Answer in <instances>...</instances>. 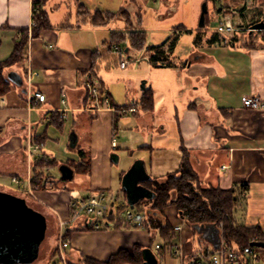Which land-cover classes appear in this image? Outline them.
<instances>
[{"label":"crops","instance_id":"obj_1","mask_svg":"<svg viewBox=\"0 0 264 264\" xmlns=\"http://www.w3.org/2000/svg\"><path fill=\"white\" fill-rule=\"evenodd\" d=\"M205 1L202 0V4ZM221 1L212 5L214 10ZM35 2L38 3L36 8L45 12L47 0H0V61L11 54L20 37V29L28 31L23 61L4 71L9 87L0 95V192L24 198L26 202L33 201L38 208L31 207L41 212L47 222V216L65 222L69 240V247L65 249L66 264H86L85 258L104 262L119 250H131L134 246L140 248L141 253L149 249L160 264L153 251L157 250L155 246L153 249L155 238L145 228L135 227L120 217L122 226L111 220L107 227L99 230L71 221L69 201L76 197L69 192L72 184L65 187L52 173L57 166L75 165L84 160L89 163V171L77 173L73 170V178L87 176V188L110 192L112 164L107 154L113 149L111 141L116 137L118 125L123 131L120 140L123 148L131 150L132 155L136 150L145 152L146 158L142 155L139 158L145 172L153 178L176 171L182 149H185L202 186L227 189L245 183L246 211L242 221L245 226H259L264 232V107L247 108L241 100L243 96L254 95L264 104L262 34L250 30L248 36L239 38L232 33L233 29L219 31L217 28L225 34L219 37L216 32L215 38L211 36V47L218 46V51L225 53L229 48L232 55L221 54L223 58H220L204 47L191 46L187 51L178 52L175 48L171 66H152L146 50L144 61L148 78L142 82L144 88L140 87L131 97L120 99L109 82L99 76L101 69H107L105 63L109 56L102 59L94 55L105 48V41L116 29L81 22L77 18L78 5L74 4L71 9L74 22L62 21L60 8L53 7L54 12L46 13L50 27L40 29L33 36ZM207 5L209 7V3ZM102 10L110 12L106 8ZM122 17L117 20L119 24L132 26L128 12ZM222 17L223 21L225 18L231 20V16ZM141 23L142 18L138 16L137 24ZM201 28L197 30L200 29L198 32L203 39L207 31ZM226 56H230V60L228 65H223L220 61L226 60ZM93 59L98 65L90 71ZM89 80L97 90L103 87L104 94L98 91L96 98L91 97L85 86ZM225 87L227 93L222 91ZM213 88L220 90L221 102L213 99L215 102L205 103ZM35 92L44 94L45 100L37 101ZM145 92L150 95L149 99L143 98ZM199 94L206 98L201 99ZM105 97L109 99L108 104L104 102ZM123 102H126L123 107L134 108L130 113L143 112L131 119L132 124L130 119L128 122L121 119L119 123L118 117L125 114L115 108ZM146 102L150 108H143ZM147 113L153 117L151 124L143 120ZM139 121H143V133L148 134L147 137L130 138L125 132L133 131ZM74 139L76 142L71 145ZM86 155H94L99 163L83 159ZM125 173V170L120 172V180ZM36 174L48 176L45 188L31 189ZM13 177L18 183L13 182ZM59 179L64 180L61 175ZM29 189L32 194L27 193ZM112 199L113 195L110 196L109 213L114 210ZM163 213L172 227L180 221L173 205L165 207ZM182 234L175 231L174 240L183 243L187 255L215 249L195 229L190 228ZM256 252L257 264H264V249ZM177 264H181L180 258Z\"/></svg>","mask_w":264,"mask_h":264},{"label":"trees","instance_id":"obj_2","mask_svg":"<svg viewBox=\"0 0 264 264\" xmlns=\"http://www.w3.org/2000/svg\"><path fill=\"white\" fill-rule=\"evenodd\" d=\"M206 1L207 4L211 3L213 6H216L219 0ZM34 4L35 7L33 9L36 8L38 3L35 2ZM78 6L77 18L81 22H90L95 26H107L116 18V15L126 14V11L122 8L117 13L100 10L90 12L82 4H78ZM238 6L241 8L237 12L239 15V23L233 25L232 33L236 34V31L240 30L250 34V28L253 25L261 21L264 22V0H222L219 6L216 7V11L222 13V16L228 15L233 17L236 13L233 11V8ZM207 9L205 24L201 28L202 30L206 29L209 12L208 5ZM33 13L35 25L31 29V35L36 36L40 29L49 28L50 25L46 12L33 11ZM128 28L112 31L104 43L105 48L96 51L94 55L102 59L106 56H112L117 62L121 61L122 54L116 51L113 46L119 45L121 41L125 40L129 46L126 48L128 51L141 50L145 46L146 31L140 28L132 29L131 26ZM255 32L262 34L264 37V27ZM216 36L217 34L215 33L212 38ZM27 37V29H20V37L15 41L11 54L6 59L0 61V95L5 93L9 87V81L5 77L4 71L23 61V49ZM175 42L176 40L173 38L158 45L148 46V62L152 66L173 65V60L170 57L174 51ZM166 44L169 45L168 49L164 48ZM97 65L94 64L93 59L90 71L95 70V66ZM98 91L100 95H103L105 92L103 87H98ZM143 98L149 99L150 95L145 92ZM150 106L146 102L143 108L147 109ZM115 110L117 112L120 111V107H116ZM182 150L183 155L176 171L167 173L161 178H153L148 175V178L141 183V186L149 192L150 196L141 197L134 204H137L138 211L144 214V228L152 234L151 237L154 239L156 236H159L166 242V245L171 244L174 240L175 230L166 221L163 213L165 207L173 205L179 213V216L185 218L189 228L192 230H194L195 225L203 224H214L218 227L220 230V239L232 244L239 255H241L245 247L250 246L251 242L264 241V232L259 226H245L242 221L246 211L247 185L241 183L227 189L202 186L196 172L191 167L187 151L185 149ZM41 161L44 165H48L43 159ZM70 166L77 173H86L89 171V163L84 160L78 161L75 165L71 164ZM47 178V175L44 177L41 174L34 175L32 179L33 187L37 189L45 188ZM128 206L130 205L125 203L123 206L114 209L112 213L108 214V218L113 220L115 225L122 226L123 223L120 221L119 212ZM219 224H221V228ZM250 247L255 248L253 246ZM161 249L162 246L160 247ZM210 253L207 250L203 252L197 251L195 253H189L187 256L188 258L206 257ZM53 255H58L56 247L53 249ZM84 261L87 262L86 264H143L141 249L136 246L132 247L131 250L121 249L104 262L88 260L86 258Z\"/></svg>","mask_w":264,"mask_h":264},{"label":"rangeland","instance_id":"obj_3","mask_svg":"<svg viewBox=\"0 0 264 264\" xmlns=\"http://www.w3.org/2000/svg\"><path fill=\"white\" fill-rule=\"evenodd\" d=\"M79 3L84 4L85 9L89 10L90 12H94L95 10L103 11L102 9L106 8L110 12L117 13L122 7V9L128 12L130 15V19L132 21L131 28L132 29L140 28L146 31L145 46L141 50H136V51L129 50L128 52H125L126 48L129 47L126 44V40L121 41L119 43L120 48L122 50L121 51L122 59L128 61V65L125 69L120 67L119 65L120 61L117 62V60L114 57L109 56L107 62L105 63V65H107V69H101L99 72V76H101L106 82H109L110 88L115 92V94L118 95L120 99L125 97L128 98V95L129 97L135 95L136 91L140 90L142 82L147 80L146 78H148V75L145 70L147 64L144 60L146 58L147 47L153 44H159L164 40L168 41L169 39L175 38L176 40L175 48H178L177 52L178 50L187 51L188 49L191 48V46H193L194 48H200V49L201 47H204L206 49L209 48L211 51L215 52V54L220 58H223L222 55L233 54L229 48L228 50H226V53L228 52V54H226L223 50L218 51V46L211 47L213 44V42L211 41V36H213V34L217 32L218 26L221 23H223V19H222L223 17L220 14H218L216 10L213 9L211 3H209V7H208L209 12H208V18L206 24L207 33L204 35L203 39L202 36H200L197 28L199 26L198 23H199V15L202 6V0L201 1L200 0H47L45 12L47 14H51L58 7L60 8V15L62 16V21H67L69 23L70 22L72 23L74 22L75 17L72 16L71 9L74 4H76L77 6ZM53 7H55V9ZM240 9H241L240 6L233 8V11H235L236 13L234 14L233 17H231L232 25L239 23V19H238L239 15L237 14V12H239ZM138 16L142 18L141 24H137ZM122 18L123 17L121 14L116 15V18L109 24L110 28L116 30H124L128 28L125 27L123 23L119 24L117 22V20H120ZM181 25L183 26L179 27ZM98 33H100V31ZM217 33L219 37H222L225 34L224 32H217ZM236 35L239 38L242 37L244 38L249 34L238 30L236 31ZM164 48L168 49L169 45L166 44ZM225 58L226 60L222 59L220 62L223 65H228L227 63L228 60H230V56H226ZM154 78L155 77L153 76V80ZM132 83H134L135 86H133ZM222 91H225L227 93V88L225 87V89H223ZM209 96H210L209 99L204 100L205 103H211L212 101L221 102L220 99L221 94L218 88L211 89ZM200 98L204 99L206 97L203 95L200 96ZM213 99H215V101ZM124 104H126V102H123L122 105H118V106L123 107L125 106ZM138 114H143V112L140 110L135 113L129 112L125 115H121L118 117L119 123L121 122L120 121L121 119H124V121L130 119V121L129 120L128 121L130 124H132L131 119H133ZM143 120L146 121L147 124H151L153 117L147 113L146 117ZM142 122L143 121H139L137 123L138 124L137 127H135L133 131L127 130L128 132L126 131L125 134L133 139L136 138V136L139 137V135L141 138L143 136L147 137L148 134L143 133L144 131L142 127ZM131 126H129V128H131ZM121 130L122 127L118 125L115 131L116 132L115 139L118 142V147L117 148L115 147L114 149L110 150L107 154V158L112 164V170L110 171L112 184L110 186L111 191L110 192L106 191V192L109 198L111 195H113L112 201H114L115 203L114 209L123 206V204L127 203L126 192L124 190L122 191L123 178L121 180L119 179L120 172L122 170H125V172H127L133 166V164H135L136 162L139 163L142 160L139 158L141 155L144 156V158H146L145 152L141 153L136 150L135 153L132 155L131 150L123 148L122 143H120L121 136H123L122 135L123 131L121 132ZM148 139L149 138H147V140ZM87 153L89 154V152ZM113 153L118 156L117 163L112 162L111 154ZM94 158H95L94 155L93 156L86 155L83 159L85 160L89 159L91 160V162L94 161L96 162L95 164L99 163V160L97 161ZM52 173L54 176L57 177L58 181L61 184L65 185V187L69 188L68 187L69 183L70 185L72 184V189L69 190V192L73 193V195L76 197L83 198L99 191V189L91 190L87 188L86 185L88 184H85L88 183L87 176L76 175V177H74L71 180H61L59 179L60 173L58 171V166L54 168V171ZM27 203L34 208H38V206L35 203H33V201L31 200H27ZM127 208L133 212L138 211L137 204H133V206L125 207L121 212H119L120 218L125 219V210ZM47 217L49 218V221L47 222L45 237L39 247L38 257L32 262H27L22 264H56L60 260L59 259L60 254L58 252V247H57L59 222L58 220L54 221L55 219L52 218L51 216H47ZM189 229H190L189 227L187 228L185 227L182 231L183 234H185V231L187 232ZM174 241L175 242L173 244L178 245L177 239H175ZM156 242H158V244L162 246L161 250L154 249ZM165 243L166 242H164V240L161 239L159 236H156L155 239L153 240V249H154L153 251L156 253L159 263L177 264V262L179 261V257L170 253L169 247L171 244L166 245ZM55 247L58 255L52 256L53 249H55ZM254 249L255 251H258L261 250L262 248L255 247ZM64 256L67 260L68 257L66 253Z\"/></svg>","mask_w":264,"mask_h":264},{"label":"water","instance_id":"obj_4","mask_svg":"<svg viewBox=\"0 0 264 264\" xmlns=\"http://www.w3.org/2000/svg\"><path fill=\"white\" fill-rule=\"evenodd\" d=\"M207 1L201 6L198 27L205 24ZM264 22L253 25L250 30L262 29ZM8 77H11L9 74ZM141 88H144L142 83ZM75 139L71 145L75 144ZM112 162H118V156L111 154ZM61 178L71 180L73 169L67 164L58 167ZM148 178L143 164H133L124 174L122 188L126 192L127 203L130 206L141 197L150 196L149 192L138 183ZM111 213V210H110ZM47 229L46 217L38 210L29 206L24 198L10 193L0 192V264H22L32 262L38 257L39 247ZM194 229L202 237L212 243L215 249L220 245L219 228L214 224L195 225ZM250 246L263 248L264 241L251 242ZM143 264H157V259L149 249L142 251Z\"/></svg>","mask_w":264,"mask_h":264},{"label":"built area","instance_id":"obj_5","mask_svg":"<svg viewBox=\"0 0 264 264\" xmlns=\"http://www.w3.org/2000/svg\"><path fill=\"white\" fill-rule=\"evenodd\" d=\"M33 11L39 12L38 9H33ZM233 29L230 18H225L224 23L218 26L219 31H231ZM113 48L121 53L120 46L114 45ZM122 54V53H121ZM120 67H125L128 65V61L122 59L120 61ZM86 88L88 89L91 97L96 98L98 94L97 87H95L91 81H86ZM34 97L37 101L43 102L45 100V95L40 92H35ZM242 103L245 107L251 109H261L264 107L262 101L254 95H246L241 98ZM106 104L109 103L108 97L104 98ZM133 107H123L120 108L122 114H127L133 112ZM64 114L61 113L60 117ZM111 146L114 149L116 147V140L113 137L111 141ZM13 182L18 183L16 177L12 178ZM31 189H36V187H31ZM27 191L28 194H32V190ZM110 198L107 192L104 190H99L94 194H90L86 197H75L69 201V205L72 209L71 221L79 222L83 227L90 228L93 230H99L107 227L111 220L108 218L110 204ZM125 221L134 225L135 227L144 228L145 216L143 213L137 211L133 212L130 209L125 210ZM189 227L185 218L180 216V221L173 226L175 231L182 232L184 228ZM221 228V224H219ZM65 222H59L58 231V241L57 247L60 254L59 261L56 264H66L65 249L69 247V240L65 237ZM220 231V230H219ZM160 245L156 244L155 248L160 249ZM170 251L172 254L178 256L181 260V264H257L258 254L254 248L247 246L243 249L241 255H239L234 249L233 245L226 243L221 239L219 248L213 249L206 257H195L188 258L185 252L183 243L170 245Z\"/></svg>","mask_w":264,"mask_h":264}]
</instances>
